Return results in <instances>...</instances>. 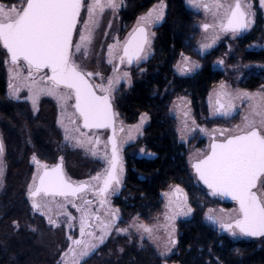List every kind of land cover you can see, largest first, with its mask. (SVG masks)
<instances>
[{
    "label": "snow or ice",
    "instance_id": "1",
    "mask_svg": "<svg viewBox=\"0 0 264 264\" xmlns=\"http://www.w3.org/2000/svg\"><path fill=\"white\" fill-rule=\"evenodd\" d=\"M188 3L212 17L211 23L199 26L210 33L200 44L197 50L199 54L210 49L220 34L231 33L235 36L249 30L255 23L256 12L251 0H188ZM121 6L122 0H24L20 7L0 3V42L10 54L13 66L9 70L11 78L20 82L18 85L9 83V95L19 100L21 88L26 87L29 93L27 99L31 101L34 111L38 110L41 96L55 98L61 108L58 122L64 128L65 140L75 141L76 146L84 147L106 163L102 171L88 180L73 182L65 173L63 157H60L59 163L49 166L33 156V162L38 166L28 187L33 209L47 216L48 223L57 228L61 226V221L51 215L52 204L59 209L56 216H64L70 229L75 227L72 222L77 217L67 211L68 205L79 213V238L68 236L70 243L57 264H82L111 235L119 219V210L112 208L108 200L109 195L121 186L124 172L117 137L118 113L113 108L115 85L122 79L131 83L130 73L121 72L120 66L139 65L152 54L155 33L151 31V26L163 19L165 5L154 7L139 17L135 27L123 40L113 36V42L107 45L106 58V62L112 65V75L106 83H93L92 77L100 76L101 81L105 77L99 72L86 71L74 56L81 53V49H84L81 59L88 55L94 31L99 28L105 10L115 12ZM260 7L264 8V0H260ZM82 12L85 13L83 18ZM108 27L111 28V23ZM181 57L176 65L179 75L186 76L200 67L191 57L183 53ZM218 63L223 64L224 61ZM22 68L27 69V76H23ZM42 71L44 75H38ZM73 99L72 106L81 123L71 120L69 123L74 127L69 128L64 123V117L68 101ZM178 100L182 103L174 104V111L181 112L183 116L181 139L185 131L196 128L207 132L190 117L186 107L190 102L186 101V97H178ZM236 101H247L243 124L237 125L234 130L214 129L209 151L197 159L192 168L212 196L230 197L238 205L232 210L235 215L229 213L227 219L213 214L214 210L209 209L205 215L206 221L232 237H264V92L229 91L227 85L221 82L214 98L209 96L210 112L214 116L231 117L236 110ZM148 119V113H142L136 130L139 131ZM81 128L89 131L111 129L112 135L101 148L99 136L88 135ZM119 131L124 132L122 125ZM217 131L224 137L222 140L216 139ZM226 132L229 134L225 135ZM140 151L144 153L143 148ZM3 153L4 144L0 139V157ZM147 155L155 156V153ZM88 194L96 199L88 198ZM162 195L165 200L164 223L155 226L140 224L136 227L150 239L156 238L157 229L165 231L167 240L160 252L163 258L178 243L175 221L178 217L191 216L193 208L187 192L178 184L171 185L169 191ZM57 198H62L63 202H57ZM94 203L103 209V218L98 209L91 207ZM116 231L127 232V229L117 227ZM236 251L239 252V249Z\"/></svg>",
    "mask_w": 264,
    "mask_h": 264
},
{
    "label": "trees",
    "instance_id": "2",
    "mask_svg": "<svg viewBox=\"0 0 264 264\" xmlns=\"http://www.w3.org/2000/svg\"><path fill=\"white\" fill-rule=\"evenodd\" d=\"M162 1L166 3V13L163 23L156 29L153 56L139 67L141 72L129 96H121L117 101L121 117L130 124L140 114L148 113L150 122L140 146L155 156L133 155L128 159L124 187L115 205L125 214L137 215L141 221L149 223L162 211V193L178 184L189 194L194 216L179 222L176 252L168 258H161L152 248L139 244L125 247L116 259L115 255L110 258L115 245L108 242L84 264H264V237L234 239L204 220L205 208L227 204L220 197L212 196L193 177L187 162L192 144L180 142L176 120L170 112L175 99L186 97L197 121L212 126L206 107L211 88L237 74L240 88L264 91V50L246 49L257 42L259 31L237 40L226 70L225 65L224 68L214 67L223 48H216L202 58L196 52L197 16L189 11L184 0H123L120 10L123 31L126 33L139 15ZM181 53L199 59L200 67L193 75L181 76L175 70ZM235 67L237 71L234 72L232 68ZM5 95L6 82L0 75V96L4 98ZM0 113L11 121L14 117L12 104L0 103ZM14 215L11 210L6 216ZM28 261L39 264L42 258L40 250L27 239L0 244V264H25Z\"/></svg>",
    "mask_w": 264,
    "mask_h": 264
},
{
    "label": "rangeland",
    "instance_id": "3",
    "mask_svg": "<svg viewBox=\"0 0 264 264\" xmlns=\"http://www.w3.org/2000/svg\"><path fill=\"white\" fill-rule=\"evenodd\" d=\"M24 0H0V3H5L8 5H15L16 7H20L23 4ZM86 2H90V0H86ZM120 2V0H118ZM123 2V0H122ZM186 7L197 16L195 28L197 29V40H196V52L198 53L199 46L202 42H205L206 37L210 35V33H206L200 25L203 23H211L212 17L210 14L205 13L203 9H196L189 5L188 0H184ZM253 4V10L256 12L255 23L253 26L242 33H238L235 36L231 33H222L219 35L215 44L210 48L204 50L203 54H199V56L205 57L209 53H211L216 48L222 49V55L219 56L214 61V67L219 68L222 66L225 70L228 68V60L229 57L233 55V52L236 50L237 40L240 38H245L246 36L251 35L255 30L259 31V35L257 36V42L247 46V50L251 51H261L264 50V19L263 24L259 26L258 23V15L261 13L264 18V8L260 7L259 0V9L257 8V1L251 0ZM163 4L165 5L163 12V19L153 26H151V31L155 33V36L152 39V54L148 57L146 61H141L139 65H122L120 66V71H128L131 75V83L129 84L126 80H120L118 84L115 85L114 99L118 101L121 96L128 97L129 93L133 87L135 79L140 74L141 70L138 71L139 67L146 63L153 56V48L156 40V29L159 27L165 17L166 13V3L158 2L154 4L149 10L154 7L159 8V6ZM121 7H118L115 12L111 9L105 10L102 19L100 20V26L94 31V39L90 46V51L86 57L81 59V56L84 52V49H81V53L75 54L74 58L77 63L80 64L82 68L86 71H92L94 73L99 72L103 77H105L104 81H101L100 76H94V81L96 80L98 83H106L108 77L112 75V65L106 62L107 58V45L113 42V36H119L121 40L124 39L126 34L130 32L133 27H135L137 19L145 13L139 15L135 21L130 26V29L125 33L121 26V16H120ZM82 18L85 16V13L82 12ZM109 23H111V28L108 27ZM78 25V29H79ZM107 33V36H105ZM76 39L74 38V43ZM226 49V50H225ZM225 50V52H224ZM193 61L198 63L199 59L190 56ZM182 57L177 61L180 62ZM223 60V64H219L218 61ZM176 63V65H177ZM23 65V62H21ZM175 65V70H176ZM200 65V64H199ZM13 66L10 62L9 55L7 51L0 44V75L4 77L6 80V95L4 98L0 96V103H10L12 104L15 111L17 109L22 111V114L25 115V118L28 117L27 121L21 120V114L16 113L15 120L14 118L11 121H7L3 114L0 113V139H2L3 144L5 146L6 153H3V156L0 157V168H2V175H0V244L8 245L12 241L18 238H25L27 242L32 243L36 246L41 252L42 261L39 264H57V261L60 259V256L63 251L67 250V245L70 243L68 241V236L72 235L74 238H79V213L75 208H72L69 204L67 207V211L71 212L74 216L77 217V220L72 223L75 225L73 228H69L68 224L65 222L64 216H56V213L59 211L55 207V204H52V212L51 215L54 219H59L61 221V226L59 228L53 227L48 223L47 216L42 215L41 212L36 211L32 207V199H28V187L32 183V177L37 172L38 166L33 162V156H35V143H47L45 149L47 150V154L44 157H47V160H44L45 164L49 166L55 165L60 161V157H63L64 169L67 177L73 182L86 181L90 176H94L98 171H102L104 167H106V163L102 161L99 156H93L90 152L86 151L84 147L76 146L75 141L73 140H65V132L64 128L58 122L60 119L61 108L57 102V100L50 96H41L38 102V110L34 111L32 108L31 101L27 99L29 93L26 87H22L19 92V100L11 97L9 95V83L13 85H18L20 82L16 79L11 78L10 69ZM229 69V68H228ZM195 69L192 73L186 75L190 76L195 73ZM232 70L237 71V67ZM23 76H27V69L22 68ZM40 75H44L41 73ZM227 85L229 91H234L236 89H242L238 86V75L229 76L224 82ZM221 83L219 85L214 86L210 89L207 100L206 107L208 113L209 121L213 122V125L200 124L194 116V112L191 106V102L186 98V101L190 103L186 104V107L189 109L190 117L195 120L197 125L200 127L207 129V132H201L199 128H196L192 131H185L183 133V139H181V128H182V113L179 111H174V104H180L181 101L175 99L170 108L171 115L176 120V131L178 134V138L180 142L191 146V151L188 154V164L191 166L197 159L202 158L204 154L209 151V146L212 142V131L227 129L234 130L237 125L243 124V116L247 113V101H236V110L231 117H219L211 114L209 109V96L212 95L213 98L215 93L220 90ZM248 91V90H246ZM250 93H258L264 92L263 90H254L248 91ZM74 104V99L68 101L67 110L64 117V123L68 124L69 128L74 127L71 125L69 121L76 120L77 124H80V121L77 119L75 114V109L72 106ZM20 113V112H19ZM21 116V117H20ZM149 116V115H148ZM37 117V118H36ZM141 115H139L134 123L127 124L125 120L121 119L119 114L117 116V121L122 123L125 126L124 132L119 139V143H121L120 148L123 151L126 146L131 143H142L144 138V130L148 126L150 119L146 121L142 125L139 131L136 130L135 126L139 124ZM189 124L191 126V120H189ZM18 125V127H17ZM19 128V129H18ZM42 128V129H41ZM81 131L87 133L88 135H98L101 140V148H103L104 143L108 141V132L107 131H97V132H88L81 128ZM18 132V133H17ZM17 133L19 135V141L14 138V134ZM229 133H225L228 135ZM217 140H222L224 137L220 136L219 131L215 133ZM7 143H20L21 152L23 154L19 159L17 153H11V157L13 160H17L14 168L11 167V164L7 163V160L4 161V157L7 158L9 156V148ZM30 147L34 148V153H31L29 156V163L24 161L23 155H27L25 152L26 149ZM17 148L15 144L14 150ZM142 147L136 148V154L143 156L145 153H141ZM38 154V153H37ZM21 161V163H20ZM124 168V163H123ZM125 180V169L121 177L122 183ZM124 186V185H123ZM259 187V186H258ZM184 189V188H183ZM185 190V189H184ZM122 191V186L119 187L118 191L111 193L108 197L109 204L112 208L118 209L119 219L116 221V224L113 227L111 235H109L103 244H100L97 249L92 252L88 257L82 261V264L90 257H92L99 249L105 247L108 242H111L115 246V251L113 249V253H110V258L115 255V259L120 257L125 250V247L133 244H139L140 247H150L152 248L156 254L160 256V252L163 251L164 243L167 240V235L162 228H159L155 232V237L150 239L146 233H143L141 230H138L137 225L144 224L149 226H155L158 224L164 223L163 213L165 211V200L162 195V211L155 216L151 222L144 223L139 219L137 215L125 214L121 208L115 206L114 199L119 196ZM169 191V188L165 191ZM186 191V190H185ZM187 192V191H186ZM164 193V192H163ZM162 193V194H163ZM188 194V193H187ZM89 197V194H88ZM93 197V196H92ZM189 198V194H188ZM39 199V198H38ZM95 200L96 198L93 197ZM43 202V201H42ZM57 202H63L62 198H57ZM80 201H77L79 203ZM190 203V198H189ZM191 204V203H190ZM93 210H99L101 217L104 216L103 209L99 208L98 203H94L92 206ZM238 206L233 203L231 206H209L205 208L203 211V218L205 219V215L208 213L209 209L214 210L213 214L217 216H221L224 219H227L229 213L235 215V212L232 211L236 209ZM14 211L15 215L10 216V218L6 215L10 213V211ZM221 210H224L221 212ZM194 216V210L191 216L189 217H178L175 221L176 226V239L178 241V224L180 221H186L192 219ZM209 225L208 221H206ZM18 225V226H17ZM215 229L222 231L216 225H212ZM124 228L127 229V232L116 231V228ZM226 233V232H224ZM97 234L99 232L97 231ZM228 236H231L227 233ZM143 237V238H141ZM232 237V236H231ZM234 239H242L243 237H232ZM177 246V245H176ZM176 246L172 248L171 252L163 257L168 258L172 254L176 252ZM123 249V251H121ZM162 258V257H161ZM25 264H34L31 261H28Z\"/></svg>",
    "mask_w": 264,
    "mask_h": 264
},
{
    "label": "flooded vegetation",
    "instance_id": "4",
    "mask_svg": "<svg viewBox=\"0 0 264 264\" xmlns=\"http://www.w3.org/2000/svg\"><path fill=\"white\" fill-rule=\"evenodd\" d=\"M257 1V8L259 9V0H256ZM122 7V6H121ZM258 17V23H259V26L261 25V24H263V17H262V15H261V13L257 16ZM199 69V68H198ZM198 70H196L195 71V73L197 72ZM41 73H44L43 71L41 72ZM40 73V74H41ZM40 74H38V75H40ZM4 78V77H3ZM91 80H92V82L93 83H95V84H99L96 80L94 81V79H93V77L91 78ZM5 82H6V80H5ZM113 106H114V111L115 112H117L118 114H119V116H120V118L121 119H123L124 120V118L123 117H121V115H120V113H119V107H118V103H117V101H115V100H113ZM14 108L15 107H13V111H14V117H15V115H17L16 113L18 112V114H21V113H19L20 112V109L18 110L17 109V111H15L14 110ZM141 115V114H140ZM21 116H22V114H21ZM20 116V117H21ZM13 117V118H14ZM25 117V116H24ZM23 116H22V119L21 120H25V121H27V119H28V117L27 118H25V119H23L24 118ZM150 117V116H149ZM37 118V117H36ZM14 120H15V118H14ZM116 121H117V117H116ZM81 123V122H80ZM127 124H130V123H128V122H126ZM121 125H122V123H120V122H118L117 121V124H116V126H117V137H118V140L120 139V137L122 136V133L123 132H120V134H119V129H120V127H121ZM149 125V124H148ZM123 126V128L125 129V126L124 125H122ZM17 127H18V125H17ZM19 129V128H18ZM42 129V128H41ZM84 130H86V129H84ZM86 131H88V132H97V131H107L108 132V139H109V134H110V131H109V129H105V130H91V131H89V130H86ZM18 133V132H17ZM17 133H15L14 134V138H17L16 140H18L19 141V135L17 134ZM15 144H16V146H17V148L14 150V148H15ZM120 145H121V143H119ZM46 145H47V143H35V151L37 150L38 152V154L35 152V157L39 160V161H41V162H44V160H47L48 158L47 157H44V156H46V155H48L47 154V150L45 149V147H46ZM141 145V143H131L130 145H128V146H126L125 147V149H124V151H123V154H122V150H121V148H120V155H121V157H122V162L124 163V169H125V178H126V173H127V161H128V159L129 158H131L133 155H136V156H140V155H137L136 154V148L137 147H141L140 146ZM7 146H8V148H9V156L7 157V158H5L4 157V161H6L7 160V163H9V164H11V167H13L14 168V166H15V163L17 162V160L15 161V160H13L12 159V157H11V153H12V149H13V153L15 154V151H16V153H17V156H18V158L17 159H19L20 157H21V155L23 154V152H21V148H20V143H7ZM25 152L27 153V155H23V157H24V161L25 162H28L29 163V156L28 155H30L31 153H34V148L33 147H30L29 149H26L25 150ZM4 153H6V150H5V146H4ZM144 153L146 154V155H143V156H140L141 158H149L150 156L149 155H147V151L144 149ZM15 162V163H14ZM187 162H188V157H187ZM20 163H21V161H20ZM59 163V162H58ZM22 164V163H21ZM189 165V164H188ZM63 166H64V163H63ZM190 167V170H191V172H192V175H193V177L196 179V181L197 182H199V183H201V181H199L198 180V177L195 175V172H194V169L192 168V164H191V166H189ZM124 182H125V180H124ZM202 184V183H201ZM124 185V183H122L121 182V186H122V189H123V186ZM203 185V184H202ZM120 186V187H121ZM204 186V185H203ZM205 187V186H204ZM206 188V187H205ZM207 189V188H206ZM208 190V189H207ZM209 191V190H208ZM210 192V191H209ZM118 197V196H117ZM117 197H115V199H114V204H115V200H116V198ZM88 198H90V199H93V197L91 196V194H89V197ZM28 199H31L30 197H29V195H28ZM220 199L222 200V202H224L225 203V205L227 206V207H229V206H231L233 203H235L236 204V202L235 201H232V200H229V199H226V198H223V197H220ZM94 200V199H93ZM237 205V204H236ZM116 206V205H115ZM238 206V205H237ZM258 238H260L259 236H257V237H243L242 239H252V240H257Z\"/></svg>",
    "mask_w": 264,
    "mask_h": 264
},
{
    "label": "water",
    "instance_id": "5",
    "mask_svg": "<svg viewBox=\"0 0 264 264\" xmlns=\"http://www.w3.org/2000/svg\"><path fill=\"white\" fill-rule=\"evenodd\" d=\"M82 14V13H81ZM0 44L2 45V47H3V44H2V42H0ZM4 48V47H3ZM6 50V49H5ZM7 51V50H6ZM9 55V58H10V54H8ZM134 65V64H133ZM113 108H114V106H113ZM93 130H97V129H93ZM98 130H105V129H98ZM109 131H110V134H109V137L112 135V132H111V129H109ZM119 132V134H120V131H118ZM202 184H203V182H201ZM205 186V185H204ZM206 187V186H205ZM207 188V187H206ZM218 197H221V196H218ZM223 198H226V199H229V200H232L230 197H223ZM233 201V200H232ZM223 232V231H222Z\"/></svg>",
    "mask_w": 264,
    "mask_h": 264
},
{
    "label": "bare ground",
    "instance_id": "6",
    "mask_svg": "<svg viewBox=\"0 0 264 264\" xmlns=\"http://www.w3.org/2000/svg\"><path fill=\"white\" fill-rule=\"evenodd\" d=\"M130 94V93H129Z\"/></svg>",
    "mask_w": 264,
    "mask_h": 264
}]
</instances>
